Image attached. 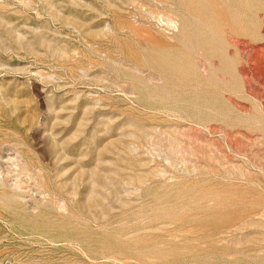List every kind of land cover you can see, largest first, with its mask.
<instances>
[{"label": "rangeland", "instance_id": "1", "mask_svg": "<svg viewBox=\"0 0 264 264\" xmlns=\"http://www.w3.org/2000/svg\"><path fill=\"white\" fill-rule=\"evenodd\" d=\"M0 264H264V0H0Z\"/></svg>", "mask_w": 264, "mask_h": 264}, {"label": "bare ground", "instance_id": "2", "mask_svg": "<svg viewBox=\"0 0 264 264\" xmlns=\"http://www.w3.org/2000/svg\"><path fill=\"white\" fill-rule=\"evenodd\" d=\"M10 159V158H9Z\"/></svg>", "mask_w": 264, "mask_h": 264}]
</instances>
